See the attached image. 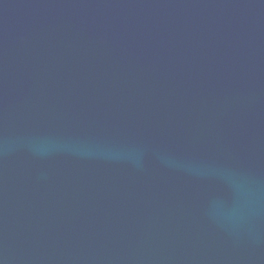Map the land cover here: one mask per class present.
<instances>
[{
    "label": "water",
    "instance_id": "obj_1",
    "mask_svg": "<svg viewBox=\"0 0 264 264\" xmlns=\"http://www.w3.org/2000/svg\"><path fill=\"white\" fill-rule=\"evenodd\" d=\"M0 264H264V0H0Z\"/></svg>",
    "mask_w": 264,
    "mask_h": 264
}]
</instances>
